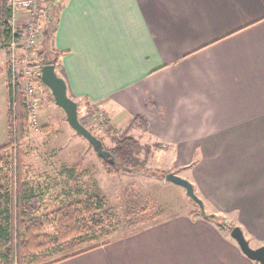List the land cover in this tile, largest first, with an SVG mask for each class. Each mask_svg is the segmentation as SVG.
I'll return each mask as SVG.
<instances>
[{
	"label": "crops",
	"instance_id": "obj_1",
	"mask_svg": "<svg viewBox=\"0 0 264 264\" xmlns=\"http://www.w3.org/2000/svg\"><path fill=\"white\" fill-rule=\"evenodd\" d=\"M54 2L52 44L63 51L55 70L68 96L98 103L117 125L143 116L204 211L226 215L251 247L264 244V0H40L39 8ZM25 16L18 12V29ZM44 23L40 10V30ZM60 172L66 187L43 180L39 196L77 193L76 174L92 173L75 163ZM198 209L189 201L55 264H259Z\"/></svg>",
	"mask_w": 264,
	"mask_h": 264
},
{
	"label": "rangeland",
	"instance_id": "obj_2",
	"mask_svg": "<svg viewBox=\"0 0 264 264\" xmlns=\"http://www.w3.org/2000/svg\"><path fill=\"white\" fill-rule=\"evenodd\" d=\"M39 9L43 10V8ZM39 42L40 39L31 48L20 45V48L15 51L18 65L41 66L35 51H29V49L38 48ZM9 53L10 51L4 45H0V67H4L6 64L9 65ZM39 79L36 83L37 86L35 85L34 99L37 103L35 120L32 122L29 119L30 130L20 148L24 179L33 185L40 194L41 190H39L38 183L43 180L47 184L53 181L59 182L61 187H66L64 182H68V176L66 177L60 172L61 166L68 167L75 163L77 166L87 167L92 173L87 176L81 172L76 174L78 177L77 184L80 183L78 186L80 191L77 190L79 191L77 193L56 197H42L37 193V210L27 218L29 217L32 220L67 202L85 198L95 193L102 194L105 197V205L98 215L104 228L96 234L94 240V242L101 245L106 243L107 240L127 235L136 229L140 230L156 220L167 217L179 209L186 208L189 201L194 203V200H191L187 194H181L183 191L182 186H174L181 192L173 186H161V183L166 181V174L172 170V167L168 164L167 156L169 155L164 154L166 148L162 143L155 142L153 138L147 136L146 129L138 119L134 120L131 117L125 124L117 125L114 122L111 123L109 115L98 103H92L83 98H75L73 100L77 103L79 121L102 140L105 149L111 148L114 145V138L119 137L122 133L131 135L143 146L139 157L146 156V167L155 172V175L145 172L143 175L134 174L133 176H129V174H126L128 172L124 171L113 175L108 174L103 167V159L96 154L88 141L76 133L68 124L65 112L55 104L50 89L44 83H40ZM8 85L9 71L5 70L0 75V145L7 139L6 105L8 106L10 97ZM39 86L46 88L44 91L47 93L45 99L42 98L40 105L37 99L40 94ZM16 144L1 153L7 155L16 151ZM158 153L163 154L159 156ZM12 165L14 168L16 161ZM13 168L4 169L7 181L10 180V177H15L16 170ZM224 216L227 218L226 215ZM49 232H52V230H49ZM88 245L89 243L68 242L63 249L55 246L51 249L50 256L45 259L57 258ZM6 248V246L0 244V264H12L6 256ZM45 259L40 258L37 264L42 263Z\"/></svg>",
	"mask_w": 264,
	"mask_h": 264
},
{
	"label": "trees",
	"instance_id": "obj_3",
	"mask_svg": "<svg viewBox=\"0 0 264 264\" xmlns=\"http://www.w3.org/2000/svg\"><path fill=\"white\" fill-rule=\"evenodd\" d=\"M43 10L45 23L41 29L39 47L29 49V51H35L41 65L51 62L56 68L60 55L63 53V51L55 49L52 44L60 8L58 3L54 2ZM10 22L9 0H0V45L8 42L12 37ZM22 27L18 29L19 34L23 31ZM5 70H9V65L0 67V75ZM39 82L43 83L40 79ZM8 91L10 97L6 112L7 139L0 145V244L7 247L8 260L12 264H37L40 258H48L51 249L55 246L63 249L68 242L89 243L87 247L57 258L45 259L42 263L39 262V264H55L100 246L94 240L96 234L104 228L98 214L105 205V197L98 193L67 202L32 220L27 218L37 210L38 206V191L24 179L20 152L21 144L30 130L29 111L20 83L17 84L14 96L11 94L9 85ZM133 118L134 120L138 119L144 129L147 128V120L143 116L136 115ZM13 144L17 145L16 151L7 155L1 153ZM142 149L143 146L135 137L122 133L119 137L114 138V145L107 149L110 152V157L102 158L105 171L110 175L121 171L149 172L155 175V172L149 170L145 165L147 157H139ZM11 150L13 151V149ZM14 161H16V165L13 168ZM7 168L16 170L15 177H10L9 181L5 178L4 169ZM192 214H199L214 220L228 231L234 226L224 215L209 214L204 209L201 210L200 207ZM136 231L138 229L134 232Z\"/></svg>",
	"mask_w": 264,
	"mask_h": 264
},
{
	"label": "water",
	"instance_id": "obj_4",
	"mask_svg": "<svg viewBox=\"0 0 264 264\" xmlns=\"http://www.w3.org/2000/svg\"><path fill=\"white\" fill-rule=\"evenodd\" d=\"M40 80L50 89L56 105L61 107L66 115L68 124L76 133L83 136L93 147L94 151L100 158L110 157V152L104 148L102 140L95 136L88 128H86L78 118L77 103L67 94L66 82L63 77L56 73L55 65L51 62L41 65ZM112 159V158H111ZM166 179L182 186L186 194L193 199L203 210L201 199L195 194L191 183L185 178L169 172ZM231 237L238 243L239 247L249 258L264 264V244L258 247H251L242 229L235 225L230 230Z\"/></svg>",
	"mask_w": 264,
	"mask_h": 264
},
{
	"label": "built area",
	"instance_id": "obj_5",
	"mask_svg": "<svg viewBox=\"0 0 264 264\" xmlns=\"http://www.w3.org/2000/svg\"><path fill=\"white\" fill-rule=\"evenodd\" d=\"M40 0H9L11 8V39L2 44L7 48L9 53V85L11 94L14 96L17 84L20 83L21 89L25 95L26 107L29 111V119L35 120L36 108V83L40 78L41 66L29 67L26 64H17L15 51L20 48V45H25L26 48L33 47L41 37V30L37 26V19L40 15L39 9ZM20 11H25L23 31L19 34L16 26L17 14ZM37 86V85H36Z\"/></svg>",
	"mask_w": 264,
	"mask_h": 264
}]
</instances>
